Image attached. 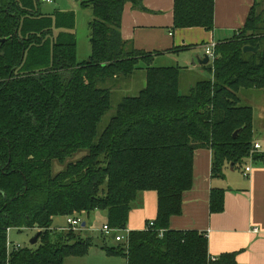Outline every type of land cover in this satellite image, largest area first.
Instances as JSON below:
<instances>
[{
	"label": "trees",
	"instance_id": "trees-1",
	"mask_svg": "<svg viewBox=\"0 0 264 264\" xmlns=\"http://www.w3.org/2000/svg\"><path fill=\"white\" fill-rule=\"evenodd\" d=\"M141 1H86L91 53L78 62L73 12L43 13L41 0H0V264L84 256L91 237L53 229L55 217L105 211L104 224L122 229L145 191L157 194L155 218L131 230L127 245L103 246L106 253L126 264H236L234 252L211 259L204 233L172 229L170 219L192 187L196 150H211L217 177L253 147V111L238 93L264 90V25L252 8L232 38L215 44L214 61L204 65L210 76L180 94L181 67L153 66L159 52L121 37L125 3L142 8ZM213 12L214 0H173L172 29L210 31ZM257 44L256 52H243ZM140 62L144 86L121 98L98 134L112 108L105 84L131 76ZM253 159L264 162V154ZM55 163L63 168L54 172ZM223 199V189L211 188V213L223 210ZM7 228L35 229L37 246L8 252Z\"/></svg>",
	"mask_w": 264,
	"mask_h": 264
},
{
	"label": "crops",
	"instance_id": "crops-1",
	"mask_svg": "<svg viewBox=\"0 0 264 264\" xmlns=\"http://www.w3.org/2000/svg\"><path fill=\"white\" fill-rule=\"evenodd\" d=\"M141 6L134 7L131 2L125 3L120 27L122 39L131 43L135 49L159 52L154 57L170 60L171 65L159 66H173L172 62H175L178 67L185 66L182 70L187 72L207 69L198 61L203 59L200 57L202 47L210 42L216 44L232 38L243 27L252 8L260 16V24L264 25V0H214L213 28L210 31L201 27L172 29L173 0H142ZM179 60L181 65L177 63ZM248 90L249 96L241 90L238 97L240 103L252 108L253 143L260 145L257 153L264 154V90ZM248 162L245 159L244 165L238 168L237 165L226 164L220 176L212 177L211 150H196L193 158V184L183 193L182 212L171 217L170 228L204 233L210 257L234 252L236 264H264V162L253 159L248 176H244L242 171ZM211 188L224 190L221 212L211 213L209 210ZM138 201L140 204L133 206L128 214L125 228L130 231L143 229L156 216L155 191L141 193ZM101 215L105 223L107 213L101 211ZM65 226L66 222L65 225L57 223L53 229L59 231V228ZM253 228L259 232L254 233ZM81 235L87 236L85 232ZM101 240L97 249L103 254L90 256L94 243L92 240L87 254L65 259H75L70 260L69 264H87L88 260L85 259L89 257L97 264H126L123 256L106 253L103 246H114H108L105 238Z\"/></svg>",
	"mask_w": 264,
	"mask_h": 264
},
{
	"label": "rangeland",
	"instance_id": "rangeland-1",
	"mask_svg": "<svg viewBox=\"0 0 264 264\" xmlns=\"http://www.w3.org/2000/svg\"><path fill=\"white\" fill-rule=\"evenodd\" d=\"M88 0H53L51 3L42 2L40 7L41 11L43 13H51L54 10H60V11H71L74 13L75 16V27H74V33L76 36V60L79 61H85L88 59L89 54L91 53L90 44H89V21L92 18V11L90 7H85L83 5ZM204 47H202V52L200 54V57H203L204 55ZM181 59V58H180ZM170 60H167L166 57H153L152 65L153 66H159V65H171L169 63ZM181 65V60L177 62ZM174 64V65H173ZM210 63L206 64L207 66ZM173 66H176L175 62H172ZM190 66V65H188ZM139 69H137L134 74L127 78H116L113 80H109L105 85L110 87L112 90V108L107 111L102 119L100 120L98 124V134L101 133V131L104 129L110 118L115 113V107L117 103L121 100V98L125 95H135L138 93V91L144 86L145 84V73H144V63L140 62L138 64ZM180 70V84H179V92L180 94H187L189 89L194 85L197 79L200 78H207L209 77V73L207 69H204L202 72L193 71V72H187L184 69L185 66ZM186 71V72H185ZM242 92H245L247 96H249V90H243ZM241 105H245V103H241ZM83 152H79L78 154L74 155L72 158H70L68 161H72L73 159L79 158L81 155H83ZM245 160L237 165V168L240 167V165H244ZM63 168V164H54V172L60 170ZM140 198V195L138 199ZM135 202L133 206H138L140 203L139 201ZM92 213V212H91ZM83 221L86 222V226L82 227L80 229V233L86 235L88 237H91L93 240V245L90 249L91 255L90 256H99L100 254H103L99 249L100 245L99 243L102 242V238H105L108 246H117L119 242H116L114 239L111 238V236H104L101 234L99 229L103 225V217L101 215V211H96L89 217L82 216L81 217ZM65 217L64 216H57L54 219L53 225L56 226L57 223H63L65 225ZM79 231V230H78ZM35 229H23V230H17L12 228L8 233V238L10 241H12L15 244H19L21 247H32L35 248L37 244H30V240L33 238V236L36 234ZM77 232V231H75ZM86 237V236H85ZM37 242V241H36ZM109 243V244H108ZM91 258V257H89ZM88 260L87 264H97L96 262ZM70 260H75L73 258L71 259H65L64 264H69Z\"/></svg>",
	"mask_w": 264,
	"mask_h": 264
},
{
	"label": "built area",
	"instance_id": "built-area-1",
	"mask_svg": "<svg viewBox=\"0 0 264 264\" xmlns=\"http://www.w3.org/2000/svg\"><path fill=\"white\" fill-rule=\"evenodd\" d=\"M42 2H47V3H51L53 2V0H41ZM203 50H204V55H206L208 57V63H212L215 59V43L214 42H210L207 43L203 46ZM260 150V145L258 143H254L252 149L250 150L246 160H248V164L244 166L242 174L244 176H248L250 170H251V165L253 162V156L254 154H256L257 152H259ZM261 152V151H260ZM65 221H66V226L64 228H59V231H67V230H73V231H80V229L82 228V218L81 217H74V216H66L65 217ZM151 225V223H150ZM12 228H7L6 229V234H7V239H6V246H7V251L9 252L10 249L14 248V249H18L21 246L19 244H15L12 241L9 240L8 238V233ZM23 230V229H22ZM99 231L101 232V234H103L104 236H111L112 234H114V240L116 242L119 243H123L125 245H127V241H128V235L130 230L126 229V228H122V229H116V228H111L108 225L104 224L102 225V227L99 229ZM252 231L254 233H258L259 230L257 228H253ZM211 259H214L213 257Z\"/></svg>",
	"mask_w": 264,
	"mask_h": 264
},
{
	"label": "water",
	"instance_id": "water-1",
	"mask_svg": "<svg viewBox=\"0 0 264 264\" xmlns=\"http://www.w3.org/2000/svg\"><path fill=\"white\" fill-rule=\"evenodd\" d=\"M0 42H4V39H0ZM259 49V45L255 46H249L246 45L243 47V52H256ZM200 64L206 65L208 64V57L206 55L203 56V59L198 60ZM235 135V134H234ZM82 227L85 226V222H82ZM38 238V232L33 236V238L30 240V244H35ZM111 238H114V234L111 235Z\"/></svg>",
	"mask_w": 264,
	"mask_h": 264
}]
</instances>
